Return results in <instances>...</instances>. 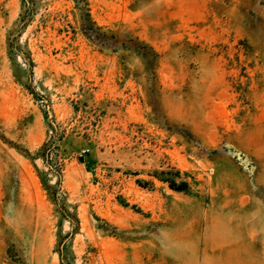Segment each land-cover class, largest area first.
Segmentation results:
<instances>
[{"label":"rangeland","instance_id":"1","mask_svg":"<svg viewBox=\"0 0 264 264\" xmlns=\"http://www.w3.org/2000/svg\"><path fill=\"white\" fill-rule=\"evenodd\" d=\"M0 264H264V0H0Z\"/></svg>","mask_w":264,"mask_h":264},{"label":"trees","instance_id":"2","mask_svg":"<svg viewBox=\"0 0 264 264\" xmlns=\"http://www.w3.org/2000/svg\"><path fill=\"white\" fill-rule=\"evenodd\" d=\"M176 174L178 176V173H176ZM164 182H166L168 184L169 189H171L173 191L181 192L186 187L185 183L181 182V183L177 184L175 182V180H172V179H166Z\"/></svg>","mask_w":264,"mask_h":264}]
</instances>
